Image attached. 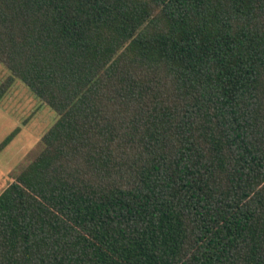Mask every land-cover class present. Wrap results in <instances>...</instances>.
<instances>
[{"label":"trees","instance_id":"obj_1","mask_svg":"<svg viewBox=\"0 0 264 264\" xmlns=\"http://www.w3.org/2000/svg\"><path fill=\"white\" fill-rule=\"evenodd\" d=\"M0 64L57 115L0 264H264V0H0Z\"/></svg>","mask_w":264,"mask_h":264},{"label":"rangeland","instance_id":"obj_2","mask_svg":"<svg viewBox=\"0 0 264 264\" xmlns=\"http://www.w3.org/2000/svg\"><path fill=\"white\" fill-rule=\"evenodd\" d=\"M8 71L0 64V83ZM56 113L15 80L0 102V143L15 129V137L0 152V192L39 150L42 135L55 123Z\"/></svg>","mask_w":264,"mask_h":264}]
</instances>
